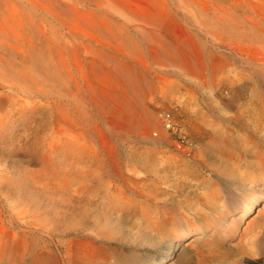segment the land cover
Segmentation results:
<instances>
[{
    "label": "rangeland",
    "instance_id": "obj_1",
    "mask_svg": "<svg viewBox=\"0 0 264 264\" xmlns=\"http://www.w3.org/2000/svg\"><path fill=\"white\" fill-rule=\"evenodd\" d=\"M0 264H264V0H0Z\"/></svg>",
    "mask_w": 264,
    "mask_h": 264
},
{
    "label": "bare ground",
    "instance_id": "obj_2",
    "mask_svg": "<svg viewBox=\"0 0 264 264\" xmlns=\"http://www.w3.org/2000/svg\"><path fill=\"white\" fill-rule=\"evenodd\" d=\"M255 208V202H252L250 206L246 209L245 213H250Z\"/></svg>",
    "mask_w": 264,
    "mask_h": 264
},
{
    "label": "built area",
    "instance_id": "obj_3",
    "mask_svg": "<svg viewBox=\"0 0 264 264\" xmlns=\"http://www.w3.org/2000/svg\"><path fill=\"white\" fill-rule=\"evenodd\" d=\"M165 121H166V125H167L168 127H171V126H172L171 120H170V118H169V114L166 115Z\"/></svg>",
    "mask_w": 264,
    "mask_h": 264
}]
</instances>
